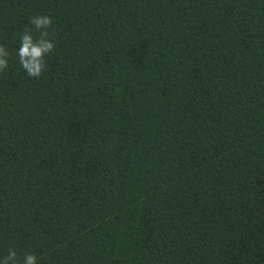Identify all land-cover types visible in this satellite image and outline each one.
<instances>
[{"label":"trees","instance_id":"1","mask_svg":"<svg viewBox=\"0 0 264 264\" xmlns=\"http://www.w3.org/2000/svg\"><path fill=\"white\" fill-rule=\"evenodd\" d=\"M0 43V259L264 264V0H0Z\"/></svg>","mask_w":264,"mask_h":264},{"label":"clouds","instance_id":"2","mask_svg":"<svg viewBox=\"0 0 264 264\" xmlns=\"http://www.w3.org/2000/svg\"><path fill=\"white\" fill-rule=\"evenodd\" d=\"M53 17L41 14L30 17L28 24L20 33V45L17 56L21 68L26 75L33 79H39L47 70V57L55 51L56 43L49 31L54 25ZM38 34V35H34ZM11 52L4 43H0V74H4L9 68ZM0 264H39L35 254H26L21 260L14 248L8 249L0 259Z\"/></svg>","mask_w":264,"mask_h":264}]
</instances>
